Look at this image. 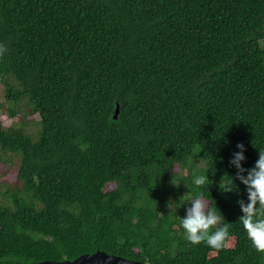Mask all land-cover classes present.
<instances>
[{
    "label": "trees",
    "instance_id": "trees-1",
    "mask_svg": "<svg viewBox=\"0 0 264 264\" xmlns=\"http://www.w3.org/2000/svg\"><path fill=\"white\" fill-rule=\"evenodd\" d=\"M0 44V264H264L232 163L264 150V0H0ZM200 193L219 252L180 227Z\"/></svg>",
    "mask_w": 264,
    "mask_h": 264
},
{
    "label": "clouds",
    "instance_id": "clouds-1",
    "mask_svg": "<svg viewBox=\"0 0 264 264\" xmlns=\"http://www.w3.org/2000/svg\"><path fill=\"white\" fill-rule=\"evenodd\" d=\"M6 51L7 48L0 44V57ZM237 148L241 151L234 153L232 163L238 169L236 179L248 189L249 200L247 205L243 201H238L244 214L239 218V222L243 226L252 249L258 254L264 255V150L259 151V160L253 169L248 170L245 179L243 175L245 169L241 167L240 163L245 159L244 145L237 144ZM209 182L205 174L195 175L193 179L197 188L203 187ZM219 188L222 193L235 191L232 178L227 182H220ZM190 202L191 207L187 208L186 216L180 220V227L183 229L186 241L192 246H199L203 243L216 252L227 247L230 240V224H221L223 216L220 212L218 214L219 210L209 207L203 198V193L196 195Z\"/></svg>",
    "mask_w": 264,
    "mask_h": 264
},
{
    "label": "water",
    "instance_id": "water-1",
    "mask_svg": "<svg viewBox=\"0 0 264 264\" xmlns=\"http://www.w3.org/2000/svg\"><path fill=\"white\" fill-rule=\"evenodd\" d=\"M120 114V106L117 105L114 118L118 119ZM37 264H146L139 261H132L122 257L109 255L105 252L99 251L94 254H85L73 261H45Z\"/></svg>",
    "mask_w": 264,
    "mask_h": 264
},
{
    "label": "rangeland",
    "instance_id": "rangeland-1",
    "mask_svg": "<svg viewBox=\"0 0 264 264\" xmlns=\"http://www.w3.org/2000/svg\"><path fill=\"white\" fill-rule=\"evenodd\" d=\"M4 93H5V88L3 87L2 84H0V102L4 101V99H5ZM34 119H36L37 121H39L40 120V117L39 116H35ZM3 124H4L5 127H10L11 124H12V120H10L9 118H4L3 119ZM29 130H35V126L30 127ZM15 160L18 161L19 158H16ZM0 165L3 168H5V169H8L9 168V165L5 164L1 158H0ZM15 165H16V167H18L17 164H15ZM10 167H11V165H10ZM13 180H14V177H12L10 179V182H12Z\"/></svg>",
    "mask_w": 264,
    "mask_h": 264
}]
</instances>
